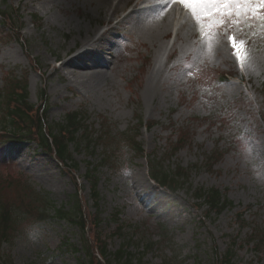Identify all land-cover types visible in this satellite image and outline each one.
Listing matches in <instances>:
<instances>
[{"label": "rangeland", "instance_id": "rangeland-1", "mask_svg": "<svg viewBox=\"0 0 264 264\" xmlns=\"http://www.w3.org/2000/svg\"><path fill=\"white\" fill-rule=\"evenodd\" d=\"M99 1L0 0V10L18 9L23 24L19 41L0 28V90L8 73L26 77L28 102L38 106L44 99L48 125L81 111L96 139L90 149L69 147L76 182L36 144L0 148V176L20 177L51 202L44 223L15 211V232L0 255L10 264H80L86 258L83 234L53 212L73 211L80 201L91 214L99 210L104 235L113 230L108 218L114 209L135 228L124 240L108 239L109 264H117L114 254L123 246L133 264H214L215 250L224 254L233 238L235 264H264V248L255 253L245 243L252 229L264 231V24L240 16L202 35L191 11L173 0H146L148 8L141 0H113L118 9L107 16L98 12ZM229 36L245 41L243 65ZM81 52L88 54L81 60L87 67L62 64ZM99 59L108 68L97 67ZM180 132L187 142L171 153ZM102 133L108 139L101 144ZM128 136L136 137L143 154L133 153L124 141ZM107 152L113 169L98 167ZM215 153L222 156L209 169L205 157ZM152 154L169 173L188 169L187 185L175 194L159 190L147 173L146 156ZM89 165L98 167L97 209L86 178ZM199 188L218 189L232 208L211 213L201 226L191 222L190 213L207 210L193 198ZM239 212L248 224L243 229Z\"/></svg>", "mask_w": 264, "mask_h": 264}, {"label": "trees", "instance_id": "trees-1", "mask_svg": "<svg viewBox=\"0 0 264 264\" xmlns=\"http://www.w3.org/2000/svg\"><path fill=\"white\" fill-rule=\"evenodd\" d=\"M7 1V0H4ZM22 16L18 9L0 10V28L5 30V35L9 38L19 41L20 31L22 28ZM34 22L38 21L36 16L33 17ZM26 51V47L24 46ZM27 54V53H26ZM31 66L35 69L37 64L30 59ZM38 69V68H36ZM35 69V70H36ZM229 74L225 73L221 76L223 81L227 80ZM28 82L26 77L23 79L17 78L16 75L8 73L4 79L3 88L0 90V101L3 103V116L0 130V148H6L9 144L25 141L36 144L37 147L44 153L52 156L57 163L66 170L71 178L76 182V178L72 174L78 167L77 163L70 152V145L76 147H84L90 149L96 139L91 133L90 126L87 125V116L84 112L74 111L67 113L64 117V123L56 126L48 125L45 119L46 106L44 99H40V105L33 106L28 102L27 94ZM151 126V124H150ZM90 129V130H89ZM107 133H102L98 136V140L107 141ZM134 154H143L140 144L136 141V137H126L125 140ZM187 142V135L180 132L176 137L175 143L171 147V153L180 150ZM83 145V146H82ZM5 150V149H4ZM222 154L215 153L205 157V164L211 169ZM146 167L149 178L155 183L159 190H164L167 193L175 194L180 188L187 185L188 169L177 167L174 172H167L164 167L155 162L153 154L146 156ZM98 167L114 168V161L110 152H107L105 158H102ZM98 167L89 165L87 168L86 178L92 185V199L95 209L99 201L98 193L96 192L97 177L95 172ZM195 200H202L207 206L206 212L198 216L195 213H190L191 222L201 226L205 219L211 214L219 215L225 209L232 208L230 202L218 189H196L192 193ZM50 200L46 196H41L20 177L7 174L0 176V246L9 243L16 229L17 219L15 211H21L23 216L33 223H44L51 218ZM197 205L193 204V209L196 211ZM55 217L58 220L68 221L77 226L83 234L85 241V260L80 261V264H109L107 257L109 251L107 249V241L109 238H128V232L134 228L122 220V212L114 209L109 215L108 222L113 225V230L104 235L100 228V213L97 209L93 214L83 209V205L77 203L73 211H66L64 208H53ZM245 212L237 214V221L240 229H243L247 224L244 217ZM135 229V228H134ZM246 244L251 245V249L255 253H260L264 248V231L262 229H252L246 236ZM66 246L63 243V246ZM237 239H231L228 248L224 254L214 252V264H235L234 256L236 254ZM153 243L147 245L146 250L153 247ZM74 251L77 249L74 247ZM117 264H133V257L127 252L123 246L114 254ZM0 264H10L0 255ZM138 264H142L141 259ZM163 264H167L163 262Z\"/></svg>", "mask_w": 264, "mask_h": 264}, {"label": "snow or ice", "instance_id": "snow-or-ice-1", "mask_svg": "<svg viewBox=\"0 0 264 264\" xmlns=\"http://www.w3.org/2000/svg\"><path fill=\"white\" fill-rule=\"evenodd\" d=\"M183 4L200 25L202 35H210L218 25L226 24L240 16L259 20L264 24V0H173ZM229 43L237 61L243 65L247 51L245 41L229 36Z\"/></svg>", "mask_w": 264, "mask_h": 264}, {"label": "bare ground", "instance_id": "bare-ground-1", "mask_svg": "<svg viewBox=\"0 0 264 264\" xmlns=\"http://www.w3.org/2000/svg\"><path fill=\"white\" fill-rule=\"evenodd\" d=\"M120 1H123V0H120ZM161 1L162 2H166L167 0H161ZM112 2H113V0H100L99 3H98V6H97L98 12L99 13H102L103 12V13H105L106 16L109 15V14H114L116 12V10L118 9V6L117 7L113 6ZM141 3L142 4H145L146 8H148V4L146 3V0H141ZM138 4H139V2H137L134 7H137ZM168 5H169V3H168ZM169 7L170 6H168V8ZM89 34H91V31L90 30L87 32L86 38L88 37ZM86 55H88L87 52L76 53L72 57H69L67 60H65L64 62H62V64L64 66L67 65V66H70V67H73V68L75 67V68H78V69H83V68L87 67V65L83 64L81 62V60ZM75 59H76V61L78 63L75 62ZM96 66L99 67V68H101V69L102 68L103 69H106V68H108V61L99 59V60L96 61Z\"/></svg>", "mask_w": 264, "mask_h": 264}]
</instances>
